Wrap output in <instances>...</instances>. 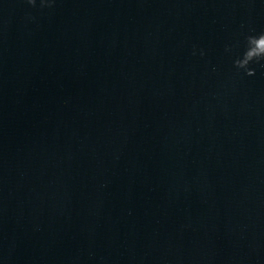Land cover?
Segmentation results:
<instances>
[{
  "label": "water",
  "instance_id": "95a60500",
  "mask_svg": "<svg viewBox=\"0 0 264 264\" xmlns=\"http://www.w3.org/2000/svg\"><path fill=\"white\" fill-rule=\"evenodd\" d=\"M260 35L264 0H0V264H264Z\"/></svg>",
  "mask_w": 264,
  "mask_h": 264
},
{
  "label": "clouds",
  "instance_id": "9594fccd",
  "mask_svg": "<svg viewBox=\"0 0 264 264\" xmlns=\"http://www.w3.org/2000/svg\"><path fill=\"white\" fill-rule=\"evenodd\" d=\"M29 4H35V0H28ZM45 3V0H41V4L43 5ZM258 40H264V35H260L259 39H255L254 37L250 36L248 37L249 45L252 47L255 53L256 60L264 59V49L257 47L256 41Z\"/></svg>",
  "mask_w": 264,
  "mask_h": 264
}]
</instances>
